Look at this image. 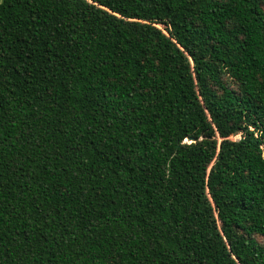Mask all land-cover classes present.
Listing matches in <instances>:
<instances>
[{"label": "trees", "instance_id": "trees-1", "mask_svg": "<svg viewBox=\"0 0 264 264\" xmlns=\"http://www.w3.org/2000/svg\"><path fill=\"white\" fill-rule=\"evenodd\" d=\"M258 236L264 0L0 2V264H264Z\"/></svg>", "mask_w": 264, "mask_h": 264}, {"label": "rangeland", "instance_id": "rangeland-1", "mask_svg": "<svg viewBox=\"0 0 264 264\" xmlns=\"http://www.w3.org/2000/svg\"><path fill=\"white\" fill-rule=\"evenodd\" d=\"M2 0H0V2H1ZM241 134H237V135H234L232 138L233 139H239V138H241ZM258 239L260 240V241H264V237H261V236H258Z\"/></svg>", "mask_w": 264, "mask_h": 264}, {"label": "snow or ice", "instance_id": "snow-or-ice-1", "mask_svg": "<svg viewBox=\"0 0 264 264\" xmlns=\"http://www.w3.org/2000/svg\"><path fill=\"white\" fill-rule=\"evenodd\" d=\"M89 2H91V0H89Z\"/></svg>", "mask_w": 264, "mask_h": 264}]
</instances>
